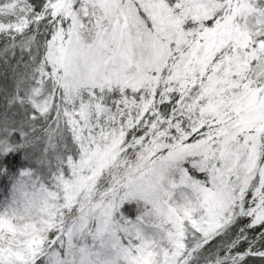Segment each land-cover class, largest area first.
I'll list each match as a JSON object with an SVG mask.
<instances>
[{"label":"snow or ice","instance_id":"1","mask_svg":"<svg viewBox=\"0 0 264 264\" xmlns=\"http://www.w3.org/2000/svg\"><path fill=\"white\" fill-rule=\"evenodd\" d=\"M0 264H264V0H0Z\"/></svg>","mask_w":264,"mask_h":264}]
</instances>
